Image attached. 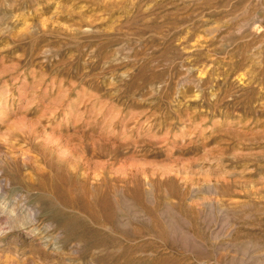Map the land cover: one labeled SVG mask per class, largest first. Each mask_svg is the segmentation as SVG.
I'll return each instance as SVG.
<instances>
[{
	"label": "rangeland",
	"instance_id": "rangeland-1",
	"mask_svg": "<svg viewBox=\"0 0 264 264\" xmlns=\"http://www.w3.org/2000/svg\"><path fill=\"white\" fill-rule=\"evenodd\" d=\"M0 208V264H264V0H0Z\"/></svg>",
	"mask_w": 264,
	"mask_h": 264
},
{
	"label": "bare ground",
	"instance_id": "bare-ground-1",
	"mask_svg": "<svg viewBox=\"0 0 264 264\" xmlns=\"http://www.w3.org/2000/svg\"><path fill=\"white\" fill-rule=\"evenodd\" d=\"M0 209H1V208H0ZM10 210H11V211H14V210H13V207H12V209H10ZM16 210H17V209H16ZM14 212H15V211H14ZM11 213H12V212H11ZM8 215H9V214H8ZM10 215H11V214H10ZM33 216H34V215H33ZM11 217H13V216H11ZM28 218H29V217H28ZM30 218H31V217H30ZM9 219H10V218H9ZM9 219H8V220H9ZM32 219H34V218H32ZM32 219H30V220H32ZM32 221H33V220H32ZM32 233H33V232H32Z\"/></svg>",
	"mask_w": 264,
	"mask_h": 264
}]
</instances>
